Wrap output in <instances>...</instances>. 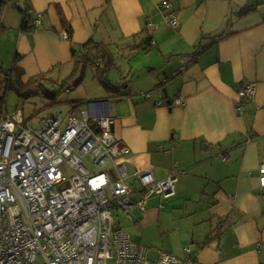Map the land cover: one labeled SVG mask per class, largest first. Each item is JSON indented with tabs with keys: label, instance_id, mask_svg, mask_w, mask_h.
I'll list each match as a JSON object with an SVG mask.
<instances>
[{
	"label": "crops",
	"instance_id": "0c3cea01",
	"mask_svg": "<svg viewBox=\"0 0 264 264\" xmlns=\"http://www.w3.org/2000/svg\"><path fill=\"white\" fill-rule=\"evenodd\" d=\"M22 6L32 20L42 14L40 27L21 29ZM57 9L69 38L61 36ZM89 40L114 56L110 91L95 79V63L53 104L80 118L108 102L114 137L130 149L128 172L175 174L172 196L152 195L146 212L133 214V224L179 233L181 246L158 245L157 256L185 258L189 249L197 264H264V0H5L0 7V64L10 68L17 56L23 83L41 73L66 80L72 49ZM249 84L254 95L241 98ZM177 96L183 106L172 103Z\"/></svg>",
	"mask_w": 264,
	"mask_h": 264
},
{
	"label": "built area",
	"instance_id": "2783aa9c",
	"mask_svg": "<svg viewBox=\"0 0 264 264\" xmlns=\"http://www.w3.org/2000/svg\"><path fill=\"white\" fill-rule=\"evenodd\" d=\"M161 7L172 5L164 1ZM41 18L37 14L32 21L35 28ZM168 23L177 27L174 17ZM61 36L68 33L62 30ZM238 94L252 98L254 84ZM172 103L183 106L185 100L177 96ZM98 107L95 114L64 121L58 115L32 121L22 111L2 112L0 264H150L145 248L117 226L115 211L133 220L135 211L146 212L150 196L174 194L176 176L157 178L151 168L129 173L130 149L114 137L108 102ZM258 172L264 184V154ZM184 251L185 258L160 251L154 264H197Z\"/></svg>",
	"mask_w": 264,
	"mask_h": 264
},
{
	"label": "trees",
	"instance_id": "16d2710c",
	"mask_svg": "<svg viewBox=\"0 0 264 264\" xmlns=\"http://www.w3.org/2000/svg\"><path fill=\"white\" fill-rule=\"evenodd\" d=\"M5 0L2 1L3 5ZM256 5L246 6L242 8L238 14V18H242L250 15L256 9ZM59 21L62 30H65L70 37L71 29L66 19L64 18L62 12L57 9ZM32 17L30 14V9L23 11V21L22 30L28 31L35 27L32 24ZM151 41L147 40V47L150 45ZM72 60H73V70L66 80L62 82H56L53 80L48 73H41L26 83L21 80L22 71L16 66L17 56L14 59V63L10 68H3L0 64V88H5V91L13 89L20 98H30L42 96L52 105L56 97L64 90H69L79 86L84 79L86 69L88 67H94L95 63H100L101 65L96 66L95 79L105 88L110 91L112 85L107 78L108 72L115 66V60L113 54L110 52L107 45L89 40L83 45H81L78 51L72 49ZM47 86H52L55 90L51 91ZM5 102V95L0 96V108L3 107ZM1 117V111H0Z\"/></svg>",
	"mask_w": 264,
	"mask_h": 264
},
{
	"label": "rangeland",
	"instance_id": "374dc122",
	"mask_svg": "<svg viewBox=\"0 0 264 264\" xmlns=\"http://www.w3.org/2000/svg\"><path fill=\"white\" fill-rule=\"evenodd\" d=\"M90 73L91 72L88 70L87 77L89 78V81L91 80ZM47 88L51 91L55 90V88H52V86L51 88L50 86H47ZM2 95H5V102L3 107L0 108L1 114L3 112L11 115L17 111H22L24 118L31 119L32 121H36L38 118L53 114H57L64 121L70 114L69 108L64 104L60 103L48 105L50 102L42 96L30 97L27 99L20 98L13 89L5 91V88L1 87L0 96ZM77 113L79 114L80 112ZM72 115L77 116L75 113H72ZM66 175L69 176V172H66ZM164 211L165 210H163V212ZM115 215L117 226L123 229L129 236H131V239L140 241L147 250L146 258L150 264H154L157 259V253L154 248L161 249L158 245L164 246V249L173 248L174 250L181 246V244H179L181 241V238H179L180 235L174 229L173 231L169 230V232L161 233L158 228L155 229L153 227H147L143 224H133L132 219L126 218L118 210L115 211ZM134 216H138L137 213L134 212ZM168 222H170V219ZM168 244L169 246H167Z\"/></svg>",
	"mask_w": 264,
	"mask_h": 264
},
{
	"label": "water",
	"instance_id": "95a60500",
	"mask_svg": "<svg viewBox=\"0 0 264 264\" xmlns=\"http://www.w3.org/2000/svg\"><path fill=\"white\" fill-rule=\"evenodd\" d=\"M2 1H3V0H0V7H1ZM112 130H113V129H112Z\"/></svg>",
	"mask_w": 264,
	"mask_h": 264
}]
</instances>
